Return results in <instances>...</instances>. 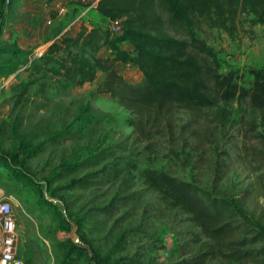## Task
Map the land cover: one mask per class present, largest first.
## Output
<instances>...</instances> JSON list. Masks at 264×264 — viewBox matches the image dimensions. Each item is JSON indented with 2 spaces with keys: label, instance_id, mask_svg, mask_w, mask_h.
I'll use <instances>...</instances> for the list:
<instances>
[{
  "label": "rangeland",
  "instance_id": "obj_1",
  "mask_svg": "<svg viewBox=\"0 0 264 264\" xmlns=\"http://www.w3.org/2000/svg\"><path fill=\"white\" fill-rule=\"evenodd\" d=\"M95 4L14 0L3 6L7 23L0 35L7 36L11 51L3 52L0 64L7 62L14 72L0 77V192L14 197L20 259L24 264H176L204 250L207 238L189 214L148 187L146 169L192 182L210 197L230 198L264 232V144L239 124L230 120L219 126L215 142L196 149L181 127L188 114L180 111L172 134L141 141L130 123L134 114L96 90L102 72L81 85L62 84L46 71L49 61L34 56L37 48L45 50L52 41L46 42L71 35L80 25L110 27ZM241 26L233 39L206 26L198 34L215 50L220 71L232 70L236 82L248 87L250 70H264V25L243 21ZM121 48L132 52L129 44ZM108 52L102 47L95 53ZM116 70L129 82L143 80L134 64L118 63ZM232 107L234 118L249 109L246 103ZM257 122L264 134V118ZM261 245L264 241L254 247ZM205 264L256 263L215 258Z\"/></svg>",
  "mask_w": 264,
  "mask_h": 264
},
{
  "label": "trees",
  "instance_id": "obj_2",
  "mask_svg": "<svg viewBox=\"0 0 264 264\" xmlns=\"http://www.w3.org/2000/svg\"><path fill=\"white\" fill-rule=\"evenodd\" d=\"M4 4L0 0V31L7 23ZM95 9L110 27L80 25L52 41L40 56L49 61L46 71L56 81L81 85L102 72L96 90L109 93L134 114L130 123L141 141L172 134L178 126L175 115L182 111L188 119L181 127L194 138L196 149L214 143L219 126L230 120L264 144V134L257 130L258 118H264V70L251 69V85H240L232 70L220 71L215 50L198 34L206 26L233 39L243 21L264 25V0H96ZM124 43L132 52L121 48ZM5 45L9 43L0 37V58L11 51ZM102 47L109 52L96 55ZM118 63L136 65L143 80H125L116 70ZM7 64H0V77L14 72ZM233 103H246L249 109L234 118ZM143 176L171 207L189 214L207 238L204 250L176 264H205L215 258L264 264V245L254 247L264 241V232L230 198L210 197L162 170L146 169Z\"/></svg>",
  "mask_w": 264,
  "mask_h": 264
},
{
  "label": "built area",
  "instance_id": "obj_3",
  "mask_svg": "<svg viewBox=\"0 0 264 264\" xmlns=\"http://www.w3.org/2000/svg\"><path fill=\"white\" fill-rule=\"evenodd\" d=\"M10 0H4L9 4ZM44 49L40 47L34 52V56L40 57ZM13 195L2 196L0 192V264H24L18 257L16 248L17 232L13 211Z\"/></svg>",
  "mask_w": 264,
  "mask_h": 264
},
{
  "label": "crops",
  "instance_id": "obj_4",
  "mask_svg": "<svg viewBox=\"0 0 264 264\" xmlns=\"http://www.w3.org/2000/svg\"><path fill=\"white\" fill-rule=\"evenodd\" d=\"M2 28H4V27H2ZM38 28V27H37ZM13 33H14V31H12ZM60 36H62V35H60V34H58L57 36H55L53 39H51L50 41H48V42H46V44H48L49 42H51V41H53V40H55V39H57L58 37H60ZM0 37L1 38H4L5 40H6V38H7V36H5V37H2V35H0ZM15 40V38H12V40L11 41H14Z\"/></svg>",
  "mask_w": 264,
  "mask_h": 264
},
{
  "label": "water",
  "instance_id": "obj_5",
  "mask_svg": "<svg viewBox=\"0 0 264 264\" xmlns=\"http://www.w3.org/2000/svg\"><path fill=\"white\" fill-rule=\"evenodd\" d=\"M73 241H76L77 240V237L76 235H74V237L72 238Z\"/></svg>",
  "mask_w": 264,
  "mask_h": 264
}]
</instances>
